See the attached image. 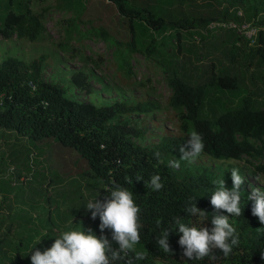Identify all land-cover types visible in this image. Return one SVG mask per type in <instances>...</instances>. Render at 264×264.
<instances>
[{"label": "rangeland", "instance_id": "1", "mask_svg": "<svg viewBox=\"0 0 264 264\" xmlns=\"http://www.w3.org/2000/svg\"><path fill=\"white\" fill-rule=\"evenodd\" d=\"M128 1V7L147 8L161 18L163 27L152 31L136 21L130 26L117 16L107 0H31L30 11L38 17L42 31L33 42L0 39V61L16 57L29 63L42 56L41 80L58 85L71 101L95 107L120 102L150 104L148 113L126 117L143 131L142 137L131 138L141 147L151 148L165 136L182 135L175 116L166 106L170 95L167 77L170 76L191 86L207 85L212 74L239 77L233 91L218 92L208 85L202 111L205 118L211 119L212 114L217 117L235 108L246 92L256 107H264V65L258 63V57L244 53L250 48L245 49V41L237 40L238 47L245 50L231 59L228 51L236 33L208 30V26L199 24L201 19L212 18L217 23L223 20L229 0ZM70 21L73 24L69 25ZM258 21L264 23L263 19ZM67 25V30L89 33L79 41L75 40L77 35H72L67 44L72 50H61L58 47L65 42ZM100 33L103 37L96 35ZM176 34L181 44L178 50L175 49ZM130 36L134 42L132 53L126 48L131 44L125 43ZM72 76H79L82 84L73 83ZM56 145L49 138L31 141L19 149L26 156L29 175L23 174L20 178L24 182L18 181L19 184L9 189L14 198L4 197V207L0 204V264H31L32 251L43 253L50 249L58 234L65 231L84 230L88 234L90 229L97 238L104 235L111 240L109 229L96 235L93 223L99 218L93 220L91 211L85 208L89 201L95 200L99 183L82 158ZM189 163L222 169L236 166L249 196L255 189L264 194V178L251 175L252 167L245 160L219 162L199 155ZM18 240L20 246H17ZM15 254H19V261Z\"/></svg>", "mask_w": 264, "mask_h": 264}, {"label": "trees", "instance_id": "2", "mask_svg": "<svg viewBox=\"0 0 264 264\" xmlns=\"http://www.w3.org/2000/svg\"><path fill=\"white\" fill-rule=\"evenodd\" d=\"M107 1L113 5L117 16L122 21L126 20L130 26L135 21L142 22L144 27L159 31L165 24L147 8L128 7V0ZM30 2L31 0H0L1 40L14 38L33 42L37 39L42 26L38 17L31 13ZM244 5L246 21L256 29L255 41L250 45L233 30L236 38L228 51L229 56L233 59L239 51L250 48L244 53L255 55L258 63L264 65V23L258 21L264 20V14H261L264 0H229L228 9L234 6L243 8ZM235 13L236 10H227L219 23H246ZM257 14L261 16L260 19H257ZM213 22L217 23L212 18L201 19L199 24L206 28ZM68 24L73 23L70 21ZM67 29L68 25L64 34L65 42L58 47L61 50H72L67 45L72 35H77L75 40L79 41L89 33ZM228 30L230 29L226 31ZM130 32L133 33L132 28ZM96 35L103 37V33ZM202 38L200 37L201 40ZM237 40L245 41V49L238 47ZM175 41V49L178 50L181 45L179 34H176ZM125 43L132 45L126 47L132 53V36ZM41 63L42 56L29 63L16 57H6L0 61V128L14 131L29 142L51 138L55 145L75 152L84 160L99 183L97 199L103 201L117 185L133 193L134 203L140 209L138 223L141 239L124 261H117L115 264H126L127 259H131L133 264H264V224L252 215L254 201L248 199L245 181L240 190L242 215L230 216L229 220L236 229L238 244L233 246L227 257L219 249H214L203 260H188L183 256L184 249L178 243L182 236L178 230V218L189 227L210 230L213 227L212 215L217 211L210 203L212 192L219 186L214 182L223 179L226 189L231 190V170L238 169L241 175L236 166L222 169L220 166L192 165L189 161L180 160V149L188 144L193 131L203 136L205 147L200 155L219 162L245 160L252 167L251 175L258 174L264 178V107H256L251 102L250 93L246 92L238 99L235 108L225 110L217 117L212 114L211 119L202 115L208 85L218 92L233 91L237 88L238 76L212 74L207 85L194 86L175 76L167 77L170 95L166 106L175 116L178 131L182 135L162 137L157 144L148 148L133 143L131 138L142 137L143 131L126 117L133 113H148L152 108L150 104L126 105L120 102L95 107L71 101L58 85L41 80ZM71 78L73 83L82 84L83 80L79 76ZM156 153L160 154L159 158ZM174 160L180 161L178 169L168 165ZM153 175L161 177L164 187L159 191H153L147 186ZM138 176L143 179L137 181ZM14 185L13 183L12 186ZM194 203L206 215L190 214L187 209ZM219 211L220 214L229 215L223 210ZM100 223V218L93 223L96 235L100 231ZM165 229L169 232L172 255L164 252L156 243ZM17 244L21 245L20 240ZM136 253H140L143 259H138ZM15 257L20 260L19 254H15Z\"/></svg>", "mask_w": 264, "mask_h": 264}, {"label": "clouds", "instance_id": "3", "mask_svg": "<svg viewBox=\"0 0 264 264\" xmlns=\"http://www.w3.org/2000/svg\"><path fill=\"white\" fill-rule=\"evenodd\" d=\"M203 136L195 131L190 134V139L185 147L180 149V160L191 162L204 150ZM159 158L160 154H155ZM171 166L179 168L180 161L169 162ZM142 177H137L141 181ZM233 188L226 189L223 179L214 183L219 186L212 192L210 203L215 211L212 215L211 223L213 227H189L177 220L178 230L182 233L178 243L184 249L183 256L188 260H203L213 253L214 249H219L225 257L231 252L233 246L238 244L236 229L229 223L230 216L239 217L242 215L241 187L244 178L239 174L238 169L231 170ZM131 183V180L128 181ZM153 191L161 190L164 185L161 183L159 175H153L147 183ZM254 201L252 215L259 218L264 224V194L259 189L252 191L248 196ZM87 210L91 211L92 219L100 218V231L111 230V240L102 235L97 238L88 230L85 231H65L59 234L50 249L43 253L39 250L32 251L31 264H115L117 261H124L128 253L140 242V225L138 223V213L140 209L134 203L133 193L126 188L117 185L108 197L104 200L95 199L87 203ZM223 210L229 215L220 214ZM187 211L193 216L204 214L196 207V203L191 205ZM169 232L165 229L156 243L166 253L173 254L169 244ZM114 242V243H113ZM138 259H143L140 253H136ZM126 264H133L131 259L126 260Z\"/></svg>", "mask_w": 264, "mask_h": 264}, {"label": "crops", "instance_id": "4", "mask_svg": "<svg viewBox=\"0 0 264 264\" xmlns=\"http://www.w3.org/2000/svg\"><path fill=\"white\" fill-rule=\"evenodd\" d=\"M228 10H236L235 15L238 18H242L244 21H246L245 5L243 8L234 6L232 9ZM258 15L259 14H257V16ZM19 142L22 143L19 145ZM27 144H29V140L25 137L15 134L14 131L3 130L0 128V204L2 207H4V197L13 199L15 196V194H12L9 189H12L14 186H16L18 179L22 177L23 174L29 175V172L25 166L26 156L21 150H19L20 148L22 149L24 146H27ZM20 156L21 161L19 163L18 159ZM13 183L15 184L14 186H12Z\"/></svg>", "mask_w": 264, "mask_h": 264}, {"label": "built area", "instance_id": "5", "mask_svg": "<svg viewBox=\"0 0 264 264\" xmlns=\"http://www.w3.org/2000/svg\"><path fill=\"white\" fill-rule=\"evenodd\" d=\"M208 30H217V29H230L237 32L239 35H241L244 39L248 41V43L251 45L255 41L256 36V29L251 26L248 23L242 22L239 24L233 23V22H227V23H210L207 25ZM207 28V27H206ZM21 179V180H20ZM25 179L19 178V182L23 183Z\"/></svg>", "mask_w": 264, "mask_h": 264}]
</instances>
